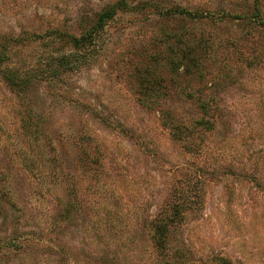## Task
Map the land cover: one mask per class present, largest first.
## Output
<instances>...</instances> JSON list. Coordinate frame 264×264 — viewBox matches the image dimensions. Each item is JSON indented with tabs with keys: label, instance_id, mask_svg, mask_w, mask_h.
Here are the masks:
<instances>
[{
	"label": "rangeland",
	"instance_id": "374dc122",
	"mask_svg": "<svg viewBox=\"0 0 264 264\" xmlns=\"http://www.w3.org/2000/svg\"><path fill=\"white\" fill-rule=\"evenodd\" d=\"M118 1L0 0V264H264V0Z\"/></svg>",
	"mask_w": 264,
	"mask_h": 264
},
{
	"label": "trees",
	"instance_id": "16d2710c",
	"mask_svg": "<svg viewBox=\"0 0 264 264\" xmlns=\"http://www.w3.org/2000/svg\"><path fill=\"white\" fill-rule=\"evenodd\" d=\"M129 3L127 2V0H120L118 2H116L114 5H112L111 7H109L108 9H106L105 11H103L96 24L90 28V30L84 34L81 35L80 37H74L73 41H74V46L77 49H82L84 46L87 47L88 45H93L95 43V39L97 38V36L100 34V31L103 29V27L107 24L108 21H110L111 19L114 18V16L116 15V13L120 10V9H124V8H128ZM172 10L174 11V13H180V14H185L188 15L190 17H199V15H194L193 12L189 11L187 8L184 7H175L170 9V11H165L164 9L159 10L160 12H162V14H167L169 12H172ZM260 16V10L255 7V12L253 14V17L255 18H259ZM207 49V48H206ZM86 54L85 53H76L74 55L71 54H67L65 56L60 57V60H58L60 62V64L65 67V66H71L76 62H80V57L86 58V56H84ZM195 50H194V46L188 44L185 49H183V51H181V55L177 58L174 59L176 60L177 63H182L183 65H185L186 62H190L191 64H195L196 66H198V62L195 61ZM8 60V55L6 53V51H0V63H3L4 61ZM174 60H172V64L175 65L176 63L174 62ZM43 72H48V74L50 75L53 72V69L51 66L45 68V71ZM11 77V76H10ZM9 77V78H10ZM23 81L25 80H30L29 77L31 76H23ZM12 78V77H11ZM10 82H16L13 79H9ZM22 81V82H23ZM15 84V83H14ZM156 83H153L152 85L145 87L146 90H152V91H156L157 87H156ZM159 94V93H158ZM149 100L150 102L156 101V98H153V101H151V96H146V98H144L145 100ZM208 112L207 110L205 111V115H207ZM213 117L209 118H203L197 121L198 124L203 125L204 129L207 130H211L214 128V121L212 120ZM185 206V202L184 201H180L178 204H175L172 208H170V211L167 213V215L164 218H161L156 224H155V229H154V244L156 246V248H158L162 253H163V260L162 264H175V261H173L174 259H172L173 255L170 254L169 251V245H168V233H169V228L172 225L171 222H174L176 218L178 217H182L183 214V208ZM186 208V207H185Z\"/></svg>",
	"mask_w": 264,
	"mask_h": 264
}]
</instances>
